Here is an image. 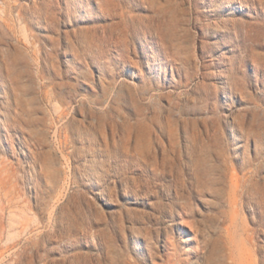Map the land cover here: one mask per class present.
<instances>
[{"label":"rangeland","instance_id":"obj_1","mask_svg":"<svg viewBox=\"0 0 264 264\" xmlns=\"http://www.w3.org/2000/svg\"><path fill=\"white\" fill-rule=\"evenodd\" d=\"M0 264H264V0H0Z\"/></svg>","mask_w":264,"mask_h":264},{"label":"bare ground","instance_id":"obj_2","mask_svg":"<svg viewBox=\"0 0 264 264\" xmlns=\"http://www.w3.org/2000/svg\"><path fill=\"white\" fill-rule=\"evenodd\" d=\"M219 72V76L222 74V71L221 70H219L218 71ZM224 85H221V87H223Z\"/></svg>","mask_w":264,"mask_h":264}]
</instances>
